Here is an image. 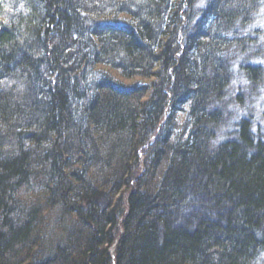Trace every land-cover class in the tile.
Instances as JSON below:
<instances>
[{"label":"trees","instance_id":"obj_1","mask_svg":"<svg viewBox=\"0 0 264 264\" xmlns=\"http://www.w3.org/2000/svg\"><path fill=\"white\" fill-rule=\"evenodd\" d=\"M263 94L264 0H0V264H264Z\"/></svg>","mask_w":264,"mask_h":264},{"label":"rangeland","instance_id":"obj_2","mask_svg":"<svg viewBox=\"0 0 264 264\" xmlns=\"http://www.w3.org/2000/svg\"><path fill=\"white\" fill-rule=\"evenodd\" d=\"M239 85L240 84H235V87L236 88H238L239 87ZM235 88V89H236ZM237 90V89H236ZM237 93H239V91H236ZM264 103V94L262 95V96H260V97H255L254 98V103H253V105L256 107L255 109V115L257 116V113L258 112H260V111H263V108L261 107L262 106V104ZM261 105V106H260ZM253 106V107H254ZM230 108V111H234L235 109H234V107L233 106H231V107H229Z\"/></svg>","mask_w":264,"mask_h":264}]
</instances>
